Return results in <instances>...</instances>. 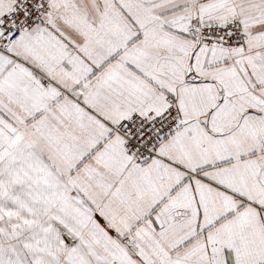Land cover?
<instances>
[{
    "label": "snow or ice",
    "instance_id": "1",
    "mask_svg": "<svg viewBox=\"0 0 264 264\" xmlns=\"http://www.w3.org/2000/svg\"><path fill=\"white\" fill-rule=\"evenodd\" d=\"M0 264H264V0H0Z\"/></svg>",
    "mask_w": 264,
    "mask_h": 264
}]
</instances>
